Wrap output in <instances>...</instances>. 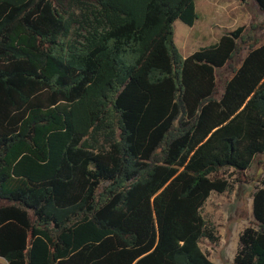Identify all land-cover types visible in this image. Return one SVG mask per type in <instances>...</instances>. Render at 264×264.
<instances>
[{"label":"trees","instance_id":"16d2710c","mask_svg":"<svg viewBox=\"0 0 264 264\" xmlns=\"http://www.w3.org/2000/svg\"><path fill=\"white\" fill-rule=\"evenodd\" d=\"M177 20L195 0H0L7 264H214L202 209L264 154V45L240 28L184 58ZM253 214L235 264H264V179Z\"/></svg>","mask_w":264,"mask_h":264},{"label":"rangeland","instance_id":"374dc122","mask_svg":"<svg viewBox=\"0 0 264 264\" xmlns=\"http://www.w3.org/2000/svg\"><path fill=\"white\" fill-rule=\"evenodd\" d=\"M198 20L188 26L180 20L174 24V43L180 54L188 58L203 48L216 45L221 38L244 28V35L260 39L264 45V12L255 0L245 3L237 0H195ZM249 48L223 68L216 70V82L221 97L226 83L234 76L232 67L239 69ZM231 185L225 194L212 193L205 203L202 214L209 226H214L220 240L212 243L202 240L201 248L214 264H235V257L243 231L254 222L253 200L264 179V154H259L246 172L247 181L237 182L241 177L234 169L221 174ZM244 181V177L242 178ZM0 264H7L0 258Z\"/></svg>","mask_w":264,"mask_h":264}]
</instances>
